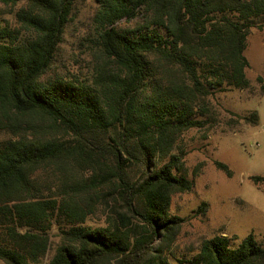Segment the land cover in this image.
<instances>
[{
    "label": "trees",
    "instance_id": "1",
    "mask_svg": "<svg viewBox=\"0 0 264 264\" xmlns=\"http://www.w3.org/2000/svg\"><path fill=\"white\" fill-rule=\"evenodd\" d=\"M78 1L0 0V260L43 264L57 215L65 227L49 264H171L183 222L173 198L194 186L177 142L207 127L213 95L250 87L245 51L251 30H264V0H99L105 63L91 80L48 77ZM18 5L25 33L3 18ZM242 119L260 123L257 111ZM76 164L77 193L88 208L104 201L115 215L107 226H84L92 209L69 201ZM50 176L62 183L57 198L40 184ZM232 240L205 239L192 264H264V239Z\"/></svg>",
    "mask_w": 264,
    "mask_h": 264
},
{
    "label": "rangeland",
    "instance_id": "2",
    "mask_svg": "<svg viewBox=\"0 0 264 264\" xmlns=\"http://www.w3.org/2000/svg\"><path fill=\"white\" fill-rule=\"evenodd\" d=\"M98 2L79 0L76 3L48 77L91 80L96 75V69L103 66L105 59L98 48ZM21 8L22 5L6 7L3 18L13 28L25 33L16 18ZM144 18L141 16L132 21L124 19L116 27L130 30L137 23H144ZM245 56L249 61L246 75L250 87L229 89L213 95L210 107L215 114L210 117L207 127L186 131L177 142L178 151L184 153L185 174L194 186L191 191L176 194L173 198L171 213L182 218L183 222L175 241L166 250L171 264H192L202 242L218 235L232 238L233 246H239L250 234L255 235L260 243L263 242L264 94L259 79L264 80V30H251ZM256 111L260 117L258 125L242 119L251 117ZM23 120L26 126L42 124L37 117ZM1 138L4 135H0ZM217 161L229 166L231 177L217 168ZM77 167V164L70 165L67 175V180L73 179L67 190L74 192L71 194L74 200L69 201L85 207L86 211L92 209L84 226H107L109 216L113 218L115 215L102 200L92 201V208L87 207L88 196L77 193L82 188L81 181L74 176ZM43 173L44 169H41L36 175ZM253 177L260 179L254 181ZM40 182L46 188L51 186V194L57 198V186L62 187L59 179L50 176L42 178ZM204 204H208L207 207ZM202 207L205 211H201ZM57 219L56 215L55 224L49 231L50 249L43 264L50 263L62 240L60 227L65 225L63 219ZM0 264L5 263L0 260Z\"/></svg>",
    "mask_w": 264,
    "mask_h": 264
}]
</instances>
